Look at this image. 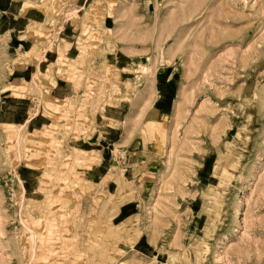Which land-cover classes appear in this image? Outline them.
<instances>
[{"label":"rangeland","instance_id":"1","mask_svg":"<svg viewBox=\"0 0 264 264\" xmlns=\"http://www.w3.org/2000/svg\"><path fill=\"white\" fill-rule=\"evenodd\" d=\"M75 2L0 0V264H264V0ZM64 27L78 92L44 97L42 129L5 122L8 89L39 110V74L11 82L18 37ZM98 127L141 149L107 148L104 180Z\"/></svg>","mask_w":264,"mask_h":264},{"label":"crops","instance_id":"2","mask_svg":"<svg viewBox=\"0 0 264 264\" xmlns=\"http://www.w3.org/2000/svg\"><path fill=\"white\" fill-rule=\"evenodd\" d=\"M78 6V13L82 12L86 9L91 3L96 0H75ZM111 16H106L104 24L107 25ZM72 23H69V27L74 33V28L72 27ZM61 32L60 36L51 38L47 36H26V37H18L20 42L17 44L19 45L16 49L17 51L21 52L23 49V58L25 60H18V63H15L13 66L12 74L14 75L13 80L11 82L21 84H29L30 82L34 81V78L39 74V110L36 109V112L32 114V111L35 109L33 99L36 98V93L34 96L31 95H14V91L12 89L9 90V94L5 97L9 98V104L5 105V110L2 112V117L4 118L5 122L7 123H22L27 126V128H33L34 130L42 129L43 127L51 124L52 117L49 111H46L44 97L52 99L53 102L56 101H64L66 99L72 98L75 96L76 92H78V85L76 81L73 79H68L66 77H62L58 75V69L53 66V64L57 61L61 53V47L63 46L62 40L70 43L66 54L69 59L73 57H77L79 54L77 53L78 48L75 40L74 34L68 35L65 34L64 30ZM68 28V27H67ZM24 31V30H23ZM64 35V36H62ZM27 47V48H26ZM22 53V52H21ZM49 69L52 70L49 73ZM50 74V79H43L42 75ZM67 75V72L64 73ZM31 99L30 104L27 107H24V99ZM6 102V101H4ZM156 101H154L153 105ZM37 107V106H36ZM112 117V116H110ZM115 119V118H114ZM109 120V119H108ZM116 120V119H115ZM118 120V119H117ZM105 126H111L110 124H106ZM99 128V127H98ZM95 129L93 133V137H95L98 141L96 143L89 142L88 139H84V143L89 144H101L102 140L107 144L102 146V148H82L83 144H81V148L88 150V151H96L99 152V162L92 163L89 165L90 167L86 168L85 173L89 176H92V179H103L105 178L111 169V159L107 161L105 159L104 153L107 148H110L111 145L115 143H119L120 141L124 142V160H122L123 155L121 156L120 162L124 161L125 163L133 159L134 161L139 156L138 153L141 152L139 149V145L134 146V141L136 135H125V132L122 131L120 128L117 129H109L105 130L106 128H99ZM109 134V138H107ZM112 135H114V140L112 139ZM126 138L124 140L123 138ZM119 141V142H118ZM126 144V145H125ZM109 145V146H108ZM143 149V148H142ZM93 172V173H92ZM104 180V179H103ZM113 179H107L106 184L110 187L111 183H113ZM122 205L119 209V214L123 212Z\"/></svg>","mask_w":264,"mask_h":264},{"label":"bare ground","instance_id":"3","mask_svg":"<svg viewBox=\"0 0 264 264\" xmlns=\"http://www.w3.org/2000/svg\"><path fill=\"white\" fill-rule=\"evenodd\" d=\"M154 120V118H152ZM155 121V120H154Z\"/></svg>","mask_w":264,"mask_h":264}]
</instances>
